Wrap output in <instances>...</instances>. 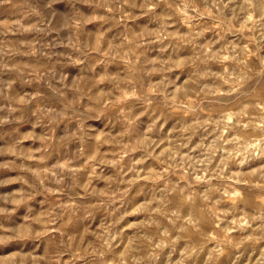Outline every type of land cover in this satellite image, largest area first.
I'll use <instances>...</instances> for the list:
<instances>
[{"label":"clouds","instance_id":"1","mask_svg":"<svg viewBox=\"0 0 264 264\" xmlns=\"http://www.w3.org/2000/svg\"><path fill=\"white\" fill-rule=\"evenodd\" d=\"M0 264H264V0H0Z\"/></svg>","mask_w":264,"mask_h":264}]
</instances>
